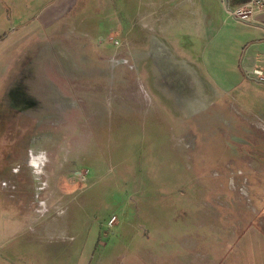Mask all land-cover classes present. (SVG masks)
<instances>
[{"label": "rangeland", "instance_id": "1", "mask_svg": "<svg viewBox=\"0 0 264 264\" xmlns=\"http://www.w3.org/2000/svg\"><path fill=\"white\" fill-rule=\"evenodd\" d=\"M140 12L0 0V264H176L184 226L207 215L220 237V211L242 227L264 199L258 143L253 159L245 142L264 136V111L219 84L196 104L175 94L172 75L203 70L198 48ZM197 243L178 262L212 250Z\"/></svg>", "mask_w": 264, "mask_h": 264}, {"label": "crops", "instance_id": "2", "mask_svg": "<svg viewBox=\"0 0 264 264\" xmlns=\"http://www.w3.org/2000/svg\"><path fill=\"white\" fill-rule=\"evenodd\" d=\"M246 1L136 0V8L140 12L143 5L149 4V9L145 8L144 13H140L142 18L150 15L151 23L147 24L151 29L182 31L181 40L184 43L187 42L184 46L189 49L198 48L195 54L201 61L203 70L195 64H185L184 70L180 73L188 80L187 85L183 86L184 93L204 96L208 94L207 88L220 89L218 87L220 85L231 92L237 105L264 111V84L251 81L245 76L246 69L253 66L264 67V9L255 12L249 23L231 18L226 11ZM64 10V7H61L54 14L62 15ZM55 19L57 17L53 19L52 15L46 25L51 24ZM179 75L174 74L172 77H179ZM208 78H214L218 83L215 82L213 87L207 85ZM221 93L224 94L223 91ZM245 139L247 148L250 149L249 157L255 159L252 156L257 148L259 155L257 159H261L264 163V136L249 135ZM255 142L258 143L257 146ZM252 172L254 175V170ZM248 201L247 206L250 208L248 211L251 215L243 220L246 223L242 227H239L238 217H228L222 214V211L215 216L217 222L215 231L220 234V237H211L207 215L199 216L197 221H191L189 226H184L181 232H177L182 234L185 241L182 244L183 249L174 251L176 264H182L177 259H179L178 256H185V251L196 254L190 250L194 248L193 243H197V240L189 242L186 237L190 238L191 231L197 230L202 232L199 235L200 242L197 243L198 249L208 247L212 250H209L207 254L200 252L197 256L192 255L188 264H264V199L259 202L254 198ZM230 202L233 203V200L230 199ZM256 207H258L257 210ZM193 223L197 224V228ZM224 229L226 232H222ZM212 239L215 241L213 242ZM193 259L195 261L191 262Z\"/></svg>", "mask_w": 264, "mask_h": 264}, {"label": "built area", "instance_id": "3", "mask_svg": "<svg viewBox=\"0 0 264 264\" xmlns=\"http://www.w3.org/2000/svg\"><path fill=\"white\" fill-rule=\"evenodd\" d=\"M264 9V0H247L243 4L227 9V14L238 21L249 23L252 21V16L255 12ZM246 78L259 84H264V67L253 66L245 70ZM111 217L110 221H113Z\"/></svg>", "mask_w": 264, "mask_h": 264}, {"label": "flooded vegetation", "instance_id": "4", "mask_svg": "<svg viewBox=\"0 0 264 264\" xmlns=\"http://www.w3.org/2000/svg\"><path fill=\"white\" fill-rule=\"evenodd\" d=\"M187 82H188V80L186 78L182 77V74H180L179 77H174L173 78L172 87L177 90V92H175V94L184 93L183 86H186ZM184 89H186V87ZM188 95L191 96V95H194V94H188ZM200 96L199 95H197V96L195 95V98L192 97V99L194 100V102H197V101H199V97ZM190 104H192V103H190ZM193 104H195V103H193Z\"/></svg>", "mask_w": 264, "mask_h": 264}]
</instances>
